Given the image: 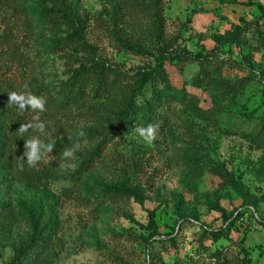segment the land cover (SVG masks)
<instances>
[{
    "label": "rangeland",
    "instance_id": "1",
    "mask_svg": "<svg viewBox=\"0 0 264 264\" xmlns=\"http://www.w3.org/2000/svg\"><path fill=\"white\" fill-rule=\"evenodd\" d=\"M65 2L96 53L41 0H0L1 105L43 98L28 137L55 144L21 168L0 128V264H264V0Z\"/></svg>",
    "mask_w": 264,
    "mask_h": 264
},
{
    "label": "clouds",
    "instance_id": "2",
    "mask_svg": "<svg viewBox=\"0 0 264 264\" xmlns=\"http://www.w3.org/2000/svg\"><path fill=\"white\" fill-rule=\"evenodd\" d=\"M8 103L15 104L23 112L27 108L32 110H39L43 112L45 110V100L43 98L37 97L32 94H23L17 92H10L8 95ZM36 123H27L21 124L18 128V132L21 136L28 130L34 129L38 130L40 133H44L45 124L39 122V117H35ZM135 131L147 142L151 143L156 138V127L152 124H149L147 127H136ZM86 136V133L82 130L76 134L75 141L72 148H66L62 152V158L64 160H75V153L81 147L80 138ZM70 140H73V137H69ZM55 147L54 143H44L37 138L26 139L24 144V152L20 156L21 168H23L24 157H27L26 161L29 167H36L41 162H47V157L49 153H52L53 148ZM61 167L69 168L72 171L76 170V163L61 164Z\"/></svg>",
    "mask_w": 264,
    "mask_h": 264
},
{
    "label": "trees",
    "instance_id": "3",
    "mask_svg": "<svg viewBox=\"0 0 264 264\" xmlns=\"http://www.w3.org/2000/svg\"><path fill=\"white\" fill-rule=\"evenodd\" d=\"M42 4L44 5V9L49 13L53 14L54 12L60 13V16H62V19L64 22L68 23L69 25L75 27V29L71 32L72 36L83 46L91 49L94 53L97 52V47L90 43L83 33L84 31V20L83 18L76 13L74 8L67 4L65 0H51L53 2V5L49 6L48 1L49 0H41ZM161 0H156L155 6H157V10L159 9ZM158 15V12H157ZM156 28H160V23L156 22ZM105 64V63H103ZM38 97V96H37ZM128 106V105H127ZM126 106V107H127ZM30 108L25 109L23 112L19 109V107L15 104H10L6 107L1 105L0 101V128L7 130V136L11 139L17 138L19 136V132L17 131L19 126L21 124H27L32 123L34 119L28 118V112ZM37 117V116H36ZM40 118V116H38ZM7 128V129H6ZM24 133L22 136V139L26 141V139H30L28 137L29 131ZM23 154V153H22ZM117 189H122L126 193H133L137 196V198H140L139 192L130 186H122L117 185ZM263 216V215H262ZM229 221L232 219V215L228 216ZM23 252V248L19 247L16 249V252L14 254L13 259L9 262V264H15L20 263L22 260L21 254Z\"/></svg>",
    "mask_w": 264,
    "mask_h": 264
}]
</instances>
